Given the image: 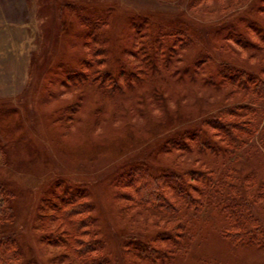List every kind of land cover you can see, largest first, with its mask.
Returning a JSON list of instances; mask_svg holds the SVG:
<instances>
[{"label":"rangeland","instance_id":"374dc122","mask_svg":"<svg viewBox=\"0 0 264 264\" xmlns=\"http://www.w3.org/2000/svg\"><path fill=\"white\" fill-rule=\"evenodd\" d=\"M190 2L0 0V182L16 192L15 217L6 220V226L7 230L16 231L26 264H78L65 243L54 242L55 237L45 238L56 223L42 224L40 219L41 214L58 213L68 199H80L84 209L89 205L81 215H89L87 222L94 233L87 239L101 240L104 254L112 264H154L142 260L137 250L126 252L130 243L134 250L137 241L168 247L165 241H151L158 229L155 214L148 207L134 204L127 196L134 189L122 186L121 182L125 170L138 166L160 171L164 166L184 168L201 162L202 158L195 159L197 154L162 148L170 135L190 127V120L198 115L195 110L188 111L195 87L176 84L169 77L173 68L183 69L187 63L192 66L193 56L184 54L179 61L175 56L168 66L164 51L170 39L156 49L160 32L150 30V70L165 73L140 85L137 94L128 93L121 99L100 95L98 82L76 89L70 81H61L59 74L64 67L67 71L80 69L79 60L83 57L93 58L85 42L89 36L82 38L78 33L85 24L75 19L68 3L86 6L87 11L94 6L98 12H106L109 23L100 33L108 37V44L99 40L95 47L112 44L118 56L125 46L131 49L130 36L135 41L136 35L139 39L146 35L152 21L162 22L163 33L168 35L169 28L173 24L179 26L184 17L203 30L205 26L208 34L207 28L220 15L206 9L214 6V1L205 0L196 8H190ZM144 15L147 22L143 30H137ZM216 43L225 57L254 63L246 55L222 50ZM137 45L140 47L141 43ZM102 58L94 56L95 61ZM141 68L145 69L131 52L126 65L108 69L119 78L118 82L124 83L128 73H140ZM88 69L94 75L97 69L105 67L96 63L81 70ZM195 91L202 96L201 105H196L201 114L229 101L208 88ZM155 94L158 99L164 94L161 105L155 104ZM70 105L79 107L72 109ZM178 107H189L188 114L175 113ZM255 212L264 219V202L255 204ZM224 219L217 210L208 218L201 216L194 238L186 241L189 246H184L171 264H264V246L234 247L221 236ZM141 242L138 245L142 246Z\"/></svg>","mask_w":264,"mask_h":264},{"label":"trees","instance_id":"16d2710c","mask_svg":"<svg viewBox=\"0 0 264 264\" xmlns=\"http://www.w3.org/2000/svg\"><path fill=\"white\" fill-rule=\"evenodd\" d=\"M190 1L189 7L196 8L205 0ZM213 1L214 6L206 9L209 12L217 11L216 14L220 15L214 19L217 22L207 28L208 34L205 33V26L203 30L199 24L184 17V22L179 26L173 24L169 28L166 33L168 35L163 33L165 27L162 22L152 21L146 35L140 36L142 42L137 35L135 41L130 36L131 49L125 46L118 56L112 44L95 47V42L99 40L102 44H108V37L104 32L100 33L109 23L106 12L100 13L94 6L87 11L86 6L67 4L75 13V19L85 24L78 33L82 38L84 35L89 36L85 42L93 57L79 60L80 69L67 71L66 67L62 68L59 74L61 81L67 84L70 81L76 89L98 82L100 95L103 93L107 97L121 99L128 93L137 94L140 85L165 73L162 71L160 74L153 67L150 70L153 65L148 55L151 54L149 49L153 39L148 34L153 29L160 32L156 38V49L164 46L165 39H170L164 51L167 54L164 61L168 66L175 56L177 61L184 54L193 56L192 66L187 63L183 69L173 68L169 77L176 84L195 87L191 109H186L189 113L195 110L194 114L198 115L190 120V127L183 128L186 124L179 126L183 129L170 135L163 142L166 147L164 145L162 148L194 156L197 154L195 159L202 158V164L198 162V165L184 168L162 165L164 169L160 171L138 166L123 172L122 186L128 185L134 189V193L127 196L134 204L148 207L155 214L154 222L158 229L151 241H165L168 245L159 247L149 241H137L134 244L135 250L130 248L132 243L127 245L126 252L137 250L142 260L149 263L171 264L177 254L184 250V246H189L186 241L194 238L199 218H208L216 210L225 216L220 234L232 246H264V219L255 212V204L264 202V0ZM88 12L93 14L90 16ZM146 19V15L141 18L137 30H143ZM215 41L222 50L246 55L254 63L225 57L216 48ZM137 43H141V46L138 47ZM131 52L145 69L141 68L140 73L131 71L126 75L124 83L118 82L119 78L113 76L108 68L126 65L127 54ZM94 56L103 58L95 61ZM96 63L105 69H97L94 75L89 69L87 72L81 70L92 68ZM203 88L221 93L229 101L201 114L202 111L198 112L199 107L196 105H201L202 96H197L195 90ZM163 95L161 97L164 98ZM155 97V104L163 102V98L158 99L156 94ZM203 99L207 98L203 96ZM70 106L72 109L79 107ZM186 109L178 107L175 113L180 112L181 116H185L188 114ZM15 196L16 192L12 188L0 182V264H26L16 231L7 230L6 226V220L15 217ZM79 200L68 199L57 210L58 213L41 214L42 224L56 223L54 228H47L45 238L55 237L54 242L65 243L78 264H112L111 259L104 254L102 241L87 239V236H93L94 233L87 222L89 215H81L89 209V205L84 209V203Z\"/></svg>","mask_w":264,"mask_h":264}]
</instances>
